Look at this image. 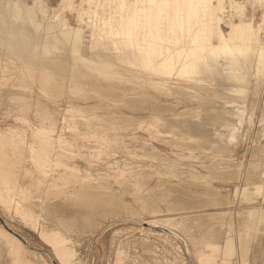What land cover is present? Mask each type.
I'll use <instances>...</instances> for the list:
<instances>
[{
	"label": "rangeland",
	"instance_id": "rangeland-1",
	"mask_svg": "<svg viewBox=\"0 0 264 264\" xmlns=\"http://www.w3.org/2000/svg\"><path fill=\"white\" fill-rule=\"evenodd\" d=\"M21 1L32 12H37L39 5L43 6L49 15L53 13L61 15L70 27L82 30L84 55L90 52L92 30L86 25L91 11L95 9L96 2L102 4L107 17L114 15L117 9L116 4L110 0ZM148 1L155 4L163 0ZM235 1L239 4V11L244 14L246 21L249 20L256 29H260L259 40L263 43L264 9L262 6L253 0ZM229 14H231L230 8L226 9L224 15L229 16ZM38 17L41 19V16L38 15ZM233 21L237 22V18ZM227 23L228 18L224 17V24L222 23L221 26L225 35L229 33ZM15 60L5 47H0V196L7 199L8 193L14 195L13 198H9L8 208L0 203V264H62V257L67 255L72 256L70 264H171V261L176 258L177 264H182V261L186 264H198V260H195L197 257L205 264H222L223 261L220 260L223 257L228 258L229 264H264V234L257 241L256 227L250 232L251 237L248 241L242 242L245 247H241L240 243L236 244V253L225 238H220L216 243L210 242L211 247L203 246L201 243L202 240H209L214 232L226 229L223 225L226 224L224 223L226 216L223 212L230 213L235 219L239 211L242 212L250 207L257 212L259 209H264V182L254 188L243 182L247 173L246 169L251 165L259 164L260 168L264 169V135H260L261 137L257 135V132L262 130L258 120L262 119L264 114V76L263 82L259 84V95L250 96L248 99V108L252 102L255 106L253 119L255 124L252 131L247 138L231 149L232 151L217 152L205 147L209 137H201L193 143L185 132H180L174 126L168 127L167 120L181 121L193 116L184 114L197 106L195 102H188V94L186 97L177 96L180 102L175 103L174 98L158 97L153 90L148 91L147 96H143L141 92L123 93L113 87L108 90L109 95L111 94L108 99L91 97L84 100L72 96L68 87L62 94L57 86L37 80L25 63L19 66V62ZM26 70L34 81L32 84H28L23 77V71ZM14 77L21 81L16 87H13L12 83ZM251 80L249 85L254 89V80ZM70 86L73 89L76 85L71 83ZM24 92L29 94L31 105L30 108L21 110L13 98H15L14 94L21 95ZM206 95L202 92L203 97ZM138 102H141V105L136 110L121 106L126 104L131 107V104ZM173 102L174 104L171 105ZM72 105L81 108L85 114L89 113L88 115L107 116L115 113L116 116L134 118V123L138 120L141 122L130 125L122 121L109 123L92 120L87 126L82 123L79 115L70 111L73 108ZM161 105L171 108V111L175 109L172 112L176 113V116L166 115L165 117L159 114L157 110ZM206 111L208 112L205 109ZM50 113L58 117V122L53 127L50 126ZM62 116L67 120L66 126ZM60 135L68 142L67 145L59 146ZM15 142H18L19 146L14 148ZM85 146H91V148L88 149ZM257 149L261 150L258 158L256 157ZM153 151L163 154L170 159V162L142 156V154H151ZM255 161L258 163H253ZM215 162H221L225 166L234 163V167H238L237 170L240 171L237 180L223 182L219 179L213 181L207 179V184L228 197L233 203L224 206L207 205L208 207L175 210L177 207L174 208L172 201H175L181 192L196 195L193 199L196 198L194 200L201 202L202 190L206 185L203 183L206 181L199 179L193 182L191 176H206L209 174L208 166L216 164ZM149 169L155 170L149 183L147 182L144 187L137 185V191L128 189L127 193L120 197L128 208L130 207L129 209L113 212L112 215L109 213L106 216L105 214L104 216L94 215L93 222L90 224L92 226H86V230L84 226H77V228L66 222L63 225L58 224L59 220H66V216L69 218L70 212L65 211L69 204L67 199L73 195L74 188L81 184V182L63 184L60 180L61 176H68L71 172L72 176H80L81 180L91 185L103 179L101 174L107 173L112 176V180L114 178L121 180V172L138 170L151 172ZM128 180L132 181V179ZM52 183L57 185L55 191L61 190L62 193L54 196L53 190L47 192ZM177 186L184 188L186 192L174 190V188L180 190ZM171 187H174V191ZM116 188L120 189L118 186ZM140 196L143 198L137 201ZM173 196L174 199H171ZM165 197H168L167 200ZM19 201L33 208V221L23 217L20 206L17 205ZM144 209L155 211V213L150 214L148 210L147 214ZM165 219H173L176 223L185 225L184 228L190 231L194 240L196 239V245H191L195 257L185 255L187 247L183 240L170 238L166 242L160 235L146 236L140 233V229L152 228V232L163 234L164 231L159 227H148L145 223ZM176 245H180L183 251L173 250ZM120 247L124 248L122 252H119ZM215 249H221V256L219 250Z\"/></svg>",
	"mask_w": 264,
	"mask_h": 264
},
{
	"label": "bare ground",
	"instance_id": "bare-ground-1",
	"mask_svg": "<svg viewBox=\"0 0 264 264\" xmlns=\"http://www.w3.org/2000/svg\"><path fill=\"white\" fill-rule=\"evenodd\" d=\"M110 1L116 4L117 9L114 15L108 17L102 4L95 1V9L91 11L86 25L92 30L90 52L84 55L82 30L70 27L61 15L55 13L49 15L47 9L40 5L37 12H32L21 0H0V47H5L13 59L19 62V66L25 63L37 80L57 86L62 94L68 87L70 94L76 98L88 100L91 97H101L108 99L111 96L108 90L113 87L123 93L141 92L143 96H147L146 93L153 90L158 97L174 98L175 103L179 101L177 96L186 97L188 94V102H195L197 106L183 113L193 116L181 121L176 118L173 121L167 120V125L168 127L174 126L180 132H185L193 143L201 137H209L210 139L206 140L205 147L207 149L230 152L240 141L247 138L255 124H253L254 102L248 108V99L250 96L257 97L259 84L263 82L264 42L261 43L259 40L260 29H256L249 20L247 22L244 14L240 13L239 4L235 0H163L155 4L148 0ZM253 2L259 3L264 9V0H253ZM228 8H230L231 14L225 16ZM38 15L41 16V19ZM224 17L228 18L226 25L229 27V33L227 35L221 26L222 23L224 24ZM234 18H237V22L233 21ZM28 72V70L23 71V77L26 78L28 84H32L34 81ZM250 80H254V89L250 88L252 87L249 85ZM19 82L21 81L14 77L13 87L20 85ZM71 83L76 85L73 89L70 88ZM202 92L208 95H206L207 98L202 96ZM14 96L13 100L18 103L21 110L30 108L31 101L27 92L21 95L14 94ZM140 105L141 102L133 103L131 107L126 104L121 106L136 110ZM205 109L208 112H205ZM174 110L172 109V111ZM70 111L79 115L82 123L87 126L92 120L109 123L122 121L130 125L141 122L138 120L134 123V118L116 116L115 113H110L107 116L88 115L89 113L85 114L81 108L76 106ZM157 111L165 117L176 116L171 108L164 105H161ZM63 117L64 126H66L67 120ZM261 118L258 120V124L262 126V130L257 132L258 136L264 135V114ZM50 122L51 127L55 126L58 122L56 114L50 113ZM46 132L48 133V131ZM15 143L14 148L19 146L18 142ZM58 143L59 146L68 144L62 135L59 136ZM85 148L90 149L91 146H85ZM260 151L257 149L258 154L255 151L257 158L261 154ZM142 156L152 160L170 162V159L157 151H153L151 154H142ZM215 163L211 166L207 165L209 174L206 176L198 177L191 174L193 182L199 181V179L206 181L202 182L206 185L202 190L201 195L204 198L200 197L201 202L194 200L196 198L193 199L196 195L182 194L181 190L184 188L177 186L180 189L178 190L171 187L172 190L174 188L181 192L178 193L180 196L176 197L174 202L172 201L174 208L177 207L175 210L202 208L207 205L224 206L233 203L228 197L207 184V179L212 181L219 179L223 182L237 180L240 171L238 172V167H234V163H232L233 166L230 164L225 166L221 162ZM260 166L259 164L247 166L249 168L246 169L247 173L243 182L251 188L264 182V169H261ZM153 171L155 172V170ZM153 171L121 172V180L116 178L112 180V176L105 173L101 174L102 180L95 181L91 185L81 180L80 176H72L71 172L68 173V176H61L60 180L63 184L74 182H81V184L74 188L73 195L67 199L69 204L65 211L70 212V215L66 212L69 218L66 216V220H59L58 224L63 225L66 222L73 227L84 226L85 229L93 222L94 215L104 216L105 214L106 216L108 213L112 215L113 212L129 209L130 207L128 208L120 197L126 194L128 189L137 191V185L144 187L153 177ZM128 179H132V181ZM116 186L120 189H117ZM56 187L57 185L52 183L47 190H44L47 192L53 190V195L57 196L62 191H55ZM13 196L11 193H8L7 199L0 196L1 205L8 208L9 198H13ZM141 198L143 197L137 198V201ZM167 198L165 197L166 200ZM159 199L161 200V198ZM171 199H174V196ZM17 205L20 206L23 217L28 221H33V208L21 201L17 202ZM168 205L167 202V208ZM139 206L141 207V205ZM149 207L152 208V206ZM146 209L144 210L146 211ZM149 212L151 211L149 210ZM154 213L155 211L150 214ZM223 214L228 216L225 217L224 223L226 224H223L226 229L223 231L221 229L222 233L215 230L217 233L211 234L209 240L200 241L203 246L211 247L210 242L216 243L220 238H225L236 253V244L240 243L241 247H245L242 242L248 241L254 227H256V240L259 241L260 237H263L264 209H259L257 212L250 207L242 212L239 211L235 219L228 212H223ZM145 224L148 227H159L164 233H154L152 228L140 229V233L146 236L160 235L166 242L170 238L183 240L182 242L187 247L185 255L195 257L191 245H196V239L194 240L190 231L184 228L185 225L176 223L173 219L151 220ZM122 248L120 247L119 252L124 249ZM146 250L148 251V249ZM173 250L183 251L180 245H176ZM218 250L221 256L222 251ZM227 259L223 257L220 261H223L222 264H229L230 261ZM71 260L72 256H63L62 264H70ZM195 260H198V264H205L198 257ZM176 261H178L177 258L171 261V264H177ZM184 262L181 263L186 264Z\"/></svg>",
	"mask_w": 264,
	"mask_h": 264
}]
</instances>
